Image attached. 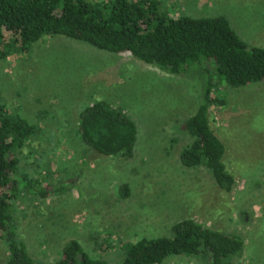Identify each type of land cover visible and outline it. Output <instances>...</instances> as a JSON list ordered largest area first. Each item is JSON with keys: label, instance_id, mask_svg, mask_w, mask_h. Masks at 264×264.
<instances>
[{"label": "rangeland", "instance_id": "rangeland-1", "mask_svg": "<svg viewBox=\"0 0 264 264\" xmlns=\"http://www.w3.org/2000/svg\"><path fill=\"white\" fill-rule=\"evenodd\" d=\"M159 1L173 17H224L246 45L264 48V0ZM205 78L196 67L172 75L63 36L0 61V103L38 130L18 154V174L51 193L22 192L13 202L12 228L35 261L54 262L74 239L90 257L116 264L122 243L169 236L174 223L192 219L243 240L231 264H264V82L213 92L224 104L210 108L208 121L235 180L224 192L205 167L179 161ZM98 100L135 123L132 157L99 155L74 133L78 113ZM7 257L0 242V264ZM163 264L208 263L171 256Z\"/></svg>", "mask_w": 264, "mask_h": 264}, {"label": "trees", "instance_id": "trees-1", "mask_svg": "<svg viewBox=\"0 0 264 264\" xmlns=\"http://www.w3.org/2000/svg\"><path fill=\"white\" fill-rule=\"evenodd\" d=\"M63 36L111 53H129L137 60L172 75L196 67L205 73L200 105L184 122L191 142L179 155L186 168L205 167L216 186L230 192L235 180L223 164L224 145L213 133L208 112L222 106L224 89L264 82V48L249 47L224 17H173L159 0H0V61L25 54L44 37ZM37 126L0 103V242L7 248L4 264H45L35 261L12 228L13 202L22 192L40 197L38 179L19 173L18 154L31 143ZM86 148L102 156L133 155L137 128L119 108L98 100L77 116L75 129ZM63 188L57 186L55 191ZM243 240L185 219L174 223L169 236L141 238L121 245L116 264H163L171 256L231 264L242 253ZM49 264H114L84 252L77 240H67L59 258Z\"/></svg>", "mask_w": 264, "mask_h": 264}]
</instances>
